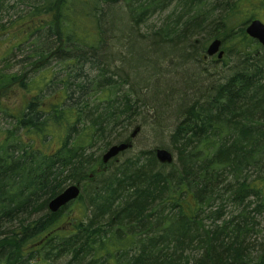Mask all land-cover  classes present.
<instances>
[{
  "label": "trees",
  "instance_id": "1",
  "mask_svg": "<svg viewBox=\"0 0 264 264\" xmlns=\"http://www.w3.org/2000/svg\"><path fill=\"white\" fill-rule=\"evenodd\" d=\"M11 1L0 0V116L12 123L0 127V264H264V46L246 33L264 0H24L7 26ZM216 39L231 58L211 59L223 68L208 83ZM140 118L155 139L170 128L168 144L105 164L112 145L134 147ZM73 184L84 214L62 230L71 206L48 203ZM39 205L43 219L26 223Z\"/></svg>",
  "mask_w": 264,
  "mask_h": 264
},
{
  "label": "rangeland",
  "instance_id": "2",
  "mask_svg": "<svg viewBox=\"0 0 264 264\" xmlns=\"http://www.w3.org/2000/svg\"><path fill=\"white\" fill-rule=\"evenodd\" d=\"M24 0H13L11 1V5H13V2H17L19 3V6L16 7L15 10H9V12H5L3 14V23L7 26H9L10 22H13L16 18H18L20 15H23L26 11H27V4H23ZM264 8V6H263ZM173 11V8H170L169 11H167L166 13H163V14H160V15H155L154 17L151 18V20L148 22L147 26H144V31H148L150 27H154V26H160V24L163 23V21L165 20L166 17H169V15L171 14V12ZM261 15L263 16V22H264V10H261L260 11ZM261 16V18H262ZM167 19V18H166ZM172 20V19H171ZM248 25V24H247ZM4 43L3 42H0V56L2 55V53H6L8 49H4ZM116 51H119L120 48H118L117 46H114L113 47ZM228 45L224 46V51H225V59H227V62H225L226 66H227V63H229L230 61V54L228 53ZM164 51V50H163ZM162 51V52H163ZM123 52H126V49H123ZM229 54V55H227ZM216 57V56H214ZM213 57V58H214ZM25 58V54H17V59L19 61H22V59ZM12 65L13 64H17V63H14L15 61H9ZM192 63V62H190ZM56 64V63H55ZM54 64V66H55ZM120 65L121 62L119 63ZM22 65V64H21ZM223 64H213L211 62V59L208 60V63L207 61L205 62V64L202 66V69L206 70V73H203V77L206 78L207 80H209L208 83L211 82V80H214L216 79V77H218V71H220L223 66ZM8 66V64H7ZM6 65H3V64H0V69H3V68H6L7 67ZM188 68H189V72L194 74V73H197L200 71V67L198 64H196L195 62L192 63V66L190 67L189 64L186 65ZM226 66H224L226 68ZM55 70L56 71H59L60 70V66H58L56 64V67H55ZM144 75V74H143ZM145 76H147L145 74ZM144 77V76H143ZM138 79H136V82H137ZM206 80V81H207ZM178 81H180L178 79ZM187 94L189 95V91L187 90ZM18 103V102H17ZM151 107V108H150ZM150 107H146V108H142V109H145V111H149V114L151 117H154L156 116V112L155 110H152V105H150ZM171 110H172V107H171ZM167 115V114H166ZM166 119V118H165ZM8 120V121H7ZM5 120L4 117L2 118L0 116V127L1 126H4L5 128H8V127H11L12 123L9 119ZM150 119H147V121H149ZM168 122L171 123L172 121H174L173 119L172 120H169V118H167ZM140 126L138 128H141V129H138V136L133 140V144H134V147L132 149H130L127 153H124L121 158H120V162H123L127 157H130L134 154H136L139 150L141 149H151L152 147H154L155 145L158 146L159 144L161 143H164V144H168L167 141H168V134H169V130L170 128H168L167 131H165V134L164 135H159V138L158 139H155L153 137V135L151 134V128H150V125L148 123H146V125L142 127V119L140 118L139 122ZM136 131L133 130L132 132V136L134 135ZM135 136V135H134ZM81 203H75L73 205H71L70 209L71 212L69 211H66L65 213H63V216L62 218H65L64 221H62V230H65V227H64V224H66L67 226L70 224L71 222V219L74 217L78 218V217H82L83 216V210L81 209V204L84 203V201H80ZM38 209H37V215H35V211L36 210H33L30 212V210L28 211L29 214L26 215V217L24 218L26 221V223L32 221V220H37L38 218L39 219H43L44 217V213L45 211H43V209H41V206H37ZM82 212V213H81ZM34 214V215H33ZM32 215V216H31ZM65 232V231H64ZM36 264H64L63 261H46V262H42V261H38Z\"/></svg>",
  "mask_w": 264,
  "mask_h": 264
},
{
  "label": "water",
  "instance_id": "3",
  "mask_svg": "<svg viewBox=\"0 0 264 264\" xmlns=\"http://www.w3.org/2000/svg\"><path fill=\"white\" fill-rule=\"evenodd\" d=\"M247 35L258 41L264 46V22L261 20H252L246 27ZM223 41L216 39L209 45L206 57L217 56L218 61H222L225 56V51L222 50ZM132 147L131 142L112 145L107 152L103 155V162L108 164L112 160L118 158L121 154L125 153ZM156 158L161 164H171L174 162L172 152L167 149L159 148L156 150ZM81 195V187L79 184H73L67 187L61 194L54 197L49 202V209L53 213L58 212L61 208L68 206L70 203L76 201Z\"/></svg>",
  "mask_w": 264,
  "mask_h": 264
},
{
  "label": "bare ground",
  "instance_id": "4",
  "mask_svg": "<svg viewBox=\"0 0 264 264\" xmlns=\"http://www.w3.org/2000/svg\"><path fill=\"white\" fill-rule=\"evenodd\" d=\"M79 185H80V184H79ZM80 187H81V185H80ZM66 188H67V187H66ZM66 188H65V189H66ZM61 193H62V192H61ZM49 261H55V260H49Z\"/></svg>",
  "mask_w": 264,
  "mask_h": 264
},
{
  "label": "flooded vegetation",
  "instance_id": "5",
  "mask_svg": "<svg viewBox=\"0 0 264 264\" xmlns=\"http://www.w3.org/2000/svg\"><path fill=\"white\" fill-rule=\"evenodd\" d=\"M62 215H63V212H62Z\"/></svg>",
  "mask_w": 264,
  "mask_h": 264
}]
</instances>
